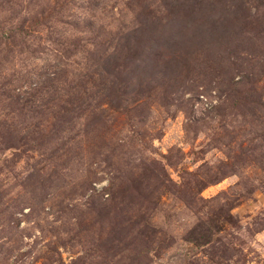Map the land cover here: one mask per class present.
Listing matches in <instances>:
<instances>
[{
  "label": "rangeland",
  "instance_id": "obj_1",
  "mask_svg": "<svg viewBox=\"0 0 264 264\" xmlns=\"http://www.w3.org/2000/svg\"><path fill=\"white\" fill-rule=\"evenodd\" d=\"M0 264H264V0H0Z\"/></svg>",
  "mask_w": 264,
  "mask_h": 264
}]
</instances>
